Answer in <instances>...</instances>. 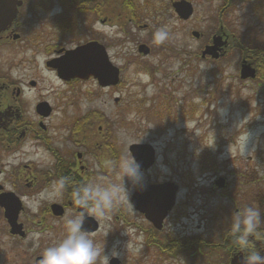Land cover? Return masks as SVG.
<instances>
[{
	"label": "rangeland",
	"instance_id": "rangeland-1",
	"mask_svg": "<svg viewBox=\"0 0 264 264\" xmlns=\"http://www.w3.org/2000/svg\"><path fill=\"white\" fill-rule=\"evenodd\" d=\"M42 1L26 0L24 15L36 20L29 18L24 33L44 20V14L34 9ZM174 1L178 0H127L126 9L121 0L109 1L113 26L98 23L93 31L120 69L122 86L94 92V103L110 112L114 145L123 152L119 160L131 158L126 150L129 144H150L156 161L142 173L143 182L172 180L179 186L177 211L171 214L168 228L176 222L179 233L209 227L215 236L236 209L259 206L264 218V76L240 80L242 59L235 48L216 61L200 60L198 55L215 33L218 16L240 42L264 52V0H186L193 6L187 20L176 15L171 7ZM161 28L168 36L157 43L155 33ZM193 30L199 38L191 35ZM140 43L149 47L148 55L138 53ZM30 53L26 48L1 47L0 68L60 93L64 87L39 69L42 56ZM85 85L93 87L92 82ZM218 177L226 183L221 190L212 187ZM106 181L120 183L118 171ZM125 184L134 189L127 180ZM125 201L122 196L118 202ZM132 236L128 257L129 264H136L140 238ZM2 241L6 237L0 233Z\"/></svg>",
	"mask_w": 264,
	"mask_h": 264
},
{
	"label": "flooded vegetation",
	"instance_id": "flooded-vegetation-1",
	"mask_svg": "<svg viewBox=\"0 0 264 264\" xmlns=\"http://www.w3.org/2000/svg\"><path fill=\"white\" fill-rule=\"evenodd\" d=\"M21 1L15 19L0 32V48H26L32 57L41 55L39 69L64 89L57 93L52 87L39 86L36 79L11 76L0 68V233L6 237L0 242V264H38L43 250L66 235V218L82 214L84 228L104 254L119 253L110 264H129L127 246L132 235L140 238L136 264H237V249L227 234L229 220L215 236L209 227L179 233L176 222L168 228L171 214L177 211L175 181L143 182V187L166 182L177 187L174 204L160 221L149 218L152 209L146 214L132 203L139 188L132 189L129 200L115 203L105 216L74 203L73 190L98 179L106 184L116 171L113 162L123 154L114 145L110 112L96 106L93 97L94 92L120 89L122 80L119 68L116 84L101 85L92 74L61 76L58 67L71 58L73 50L91 42L100 44L111 62L107 45L93 31L98 23L113 26L111 0H43L34 9L44 14V20L30 33L23 30L29 18L36 19L24 15L26 0ZM28 61L33 64V59ZM91 82L92 89L85 88ZM133 144L145 143L129 144L130 157ZM154 154L153 164L140 169L141 173L154 166L155 149ZM225 186L212 184L218 190ZM256 244L264 249V224L259 226Z\"/></svg>",
	"mask_w": 264,
	"mask_h": 264
},
{
	"label": "clouds",
	"instance_id": "clouds-1",
	"mask_svg": "<svg viewBox=\"0 0 264 264\" xmlns=\"http://www.w3.org/2000/svg\"><path fill=\"white\" fill-rule=\"evenodd\" d=\"M167 36V30L161 28L156 31L155 40L163 43ZM113 167L118 171L121 182H94L75 188L72 197L78 207L90 208L94 215L105 216L122 196L129 200L130 190L125 180L132 188L142 189L143 175L134 156L113 162ZM60 183L63 185L64 180ZM84 221L83 214L66 218V235L59 243L43 250L38 264H97L98 260L100 264H110L111 259L117 258L119 253L116 251L111 255L104 254V248L98 247L84 228ZM262 222L264 218L259 206L248 205L231 215L227 234L237 249V264H264V249L256 244ZM34 235L39 236L38 233Z\"/></svg>",
	"mask_w": 264,
	"mask_h": 264
},
{
	"label": "water",
	"instance_id": "water-1",
	"mask_svg": "<svg viewBox=\"0 0 264 264\" xmlns=\"http://www.w3.org/2000/svg\"><path fill=\"white\" fill-rule=\"evenodd\" d=\"M22 4L21 0H0V32L15 19L18 7ZM172 8L176 15L187 20L193 13V6L189 1L178 0L172 2ZM191 35L195 38L200 36L199 32L192 31ZM231 36L220 25L216 34L212 35L210 44L206 45L201 52V58L209 56L211 59L223 57L229 50L228 44ZM138 52L144 55L149 53V47L145 44L138 46ZM68 58L58 67L61 76L76 75L84 77L86 75H94L101 85L116 84L119 79V69L114 66L107 58L104 48L95 42H91L80 46L73 50ZM64 72L63 74L61 72ZM256 70L252 64L242 59L239 64V78L241 80L254 79ZM130 152L135 157L140 169L149 168L155 158L154 149L150 144H133L130 146ZM225 180L219 177L216 185L224 186ZM177 187L173 183H163L159 186H144L139 188L132 196V203L138 209L145 210L152 220H162L167 211L173 206L175 200V192Z\"/></svg>",
	"mask_w": 264,
	"mask_h": 264
},
{
	"label": "trees",
	"instance_id": "trees-1",
	"mask_svg": "<svg viewBox=\"0 0 264 264\" xmlns=\"http://www.w3.org/2000/svg\"><path fill=\"white\" fill-rule=\"evenodd\" d=\"M127 0H121V5L126 9L129 8V5L126 4ZM224 10L223 8L219 11V15L221 13V11ZM219 17V25H223V28L225 31H227V33L231 36V38L229 39L230 43H231V47L232 49H238L240 52L241 57H246L250 60H252V62L254 63V65L257 67V71H258V75L261 72H264V63L261 64H256V62L263 60L264 61V52L263 51H259L255 46L252 45V43H242L238 40L237 37L234 36V34L230 33L227 28L225 27V25L223 24L221 17ZM217 31V28L216 30ZM259 76H264V75H259ZM202 159L207 160V158L202 156Z\"/></svg>",
	"mask_w": 264,
	"mask_h": 264
}]
</instances>
